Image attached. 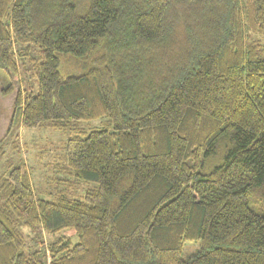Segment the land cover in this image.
Wrapping results in <instances>:
<instances>
[{"label": "trees", "instance_id": "obj_1", "mask_svg": "<svg viewBox=\"0 0 264 264\" xmlns=\"http://www.w3.org/2000/svg\"><path fill=\"white\" fill-rule=\"evenodd\" d=\"M258 36L264 0H0L4 138L67 136L60 173L97 184L45 200L14 167L0 264H264Z\"/></svg>", "mask_w": 264, "mask_h": 264}, {"label": "rangeland", "instance_id": "obj_2", "mask_svg": "<svg viewBox=\"0 0 264 264\" xmlns=\"http://www.w3.org/2000/svg\"><path fill=\"white\" fill-rule=\"evenodd\" d=\"M257 39L264 42V37L258 36ZM5 78L3 73H0ZM6 79H2L0 83V140L5 139V142H9L6 147V154L0 160V186H7V181L9 179V174L14 167H21L29 171L31 182L33 183L37 195L42 199L52 200L56 197V193L65 192L71 193L74 196H81L84 192L89 189L97 186L96 183H81L80 185L72 179L70 176L64 173H60L59 166L63 163V154H64V142L68 138L61 137L60 133L52 130H33L19 129L14 131L12 138H4L7 135V126L8 123L3 122L5 115L11 117V112H8V106L13 101V98L10 100V97L7 98L3 91L7 87ZM10 101V102H9ZM13 103V102H12ZM107 120L106 118H102ZM99 121V120H97ZM93 121L91 124L82 123L83 128L99 127V123ZM4 124V126H3ZM64 142L62 143V141ZM16 146V147H15ZM60 177L62 183H58L57 179ZM64 180V181H63ZM70 182V183H65ZM82 197V196H81ZM80 197V198H81ZM68 233V232H67ZM73 232H70L69 235H72L73 242H77V237L73 236ZM65 234V233H64ZM24 235L29 240L30 247H33L34 239H37L41 235V231L35 230L30 232L24 229ZM42 238L45 241L50 240L52 237L47 236L42 231ZM198 244L192 243L187 244L186 251L188 253L197 250Z\"/></svg>", "mask_w": 264, "mask_h": 264}]
</instances>
